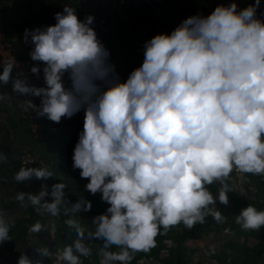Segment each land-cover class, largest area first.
Masks as SVG:
<instances>
[{"label":"clouds","instance_id":"clouds-1","mask_svg":"<svg viewBox=\"0 0 264 264\" xmlns=\"http://www.w3.org/2000/svg\"><path fill=\"white\" fill-rule=\"evenodd\" d=\"M260 0L237 10L235 2L217 5L207 16L184 19L170 33H158L144 44L142 64L121 80L110 62V51L91 26L65 5L56 23L25 30L31 39L30 57L42 62L44 86L13 78L16 60L0 72V83L40 97L27 100L25 110L53 122L84 111L83 130L74 147L73 167L88 178L86 189L101 193L110 206L92 218L91 236L101 239V264H130L136 252L156 245L161 227L179 223L189 228L211 214L225 216L208 185L219 181V202L229 203L234 171L264 175V20L257 17ZM30 71L39 74L40 64ZM67 75L70 83L66 84ZM4 96L0 95V100ZM0 153V160H6ZM16 173L17 182L47 179L46 167L28 166ZM64 183L46 185L38 193L19 192L52 216L65 200ZM50 197V199H48ZM27 206V204H24ZM90 210L81 198L72 211ZM67 223L79 237L84 229L75 219ZM236 223L245 230L264 226V210L248 204ZM10 222L0 212V242L9 239ZM44 229L36 222L29 230ZM230 231V229H226ZM113 245L119 251L109 250ZM59 252V264H80L91 248L82 239ZM76 253H79L77 255ZM17 264H33L25 254ZM35 264H41L37 261Z\"/></svg>","mask_w":264,"mask_h":264},{"label":"crops","instance_id":"crops-1","mask_svg":"<svg viewBox=\"0 0 264 264\" xmlns=\"http://www.w3.org/2000/svg\"><path fill=\"white\" fill-rule=\"evenodd\" d=\"M111 1L89 0V12L95 16L107 17L110 24L119 30L122 36L128 38L127 35H130V37H133L135 33H128V28L122 22V19L111 11ZM146 1L131 0L134 5L141 6H145ZM232 2L237 4V10L239 11L250 4H254L255 0H165L153 9V13L150 16L154 19L152 22L154 35L164 32L170 33L184 19L197 14L207 16L217 5L223 4L227 6ZM65 5H70L75 8L78 18L83 20L79 13L77 0H0V26L6 34V39L12 43L14 52L18 57L32 60L29 53L33 45L30 37L27 40L25 39V30L55 24V13L62 12ZM256 15L264 20V0H260V7ZM33 63L34 65L40 64V74H43L42 62L33 61ZM2 71L3 67H0V72ZM64 79L66 84L70 83L67 75ZM35 86L40 87L44 85ZM0 95L4 96V99L0 100V153L5 154L7 157L6 160H0V212L4 213L5 219L7 220L9 217L14 216L16 212L13 206V198L17 199V194L13 177L22 167L20 165L21 152L23 149L35 152L40 146L38 140L29 130L27 116L31 108L25 110L27 100H32L36 105H39L40 97L21 94L15 91L11 81L8 84L0 83ZM41 122L42 134L45 139L53 133L55 124L50 122L46 116H41ZM233 172L235 173L237 183L231 176L229 184L234 190L228 193L229 203L227 205L221 204L218 199L221 184L216 181L212 187V194L217 203L209 207L218 208L222 205L218 209L224 214L225 221L218 223L211 214L207 215L204 222L201 223V229L204 230L203 235L196 240H188L189 243H187L188 241L184 242V244L186 243V251L189 253L188 257L192 259V257L195 258L194 256L198 255L201 257L202 264H212V261L218 264L217 260L214 259V256L218 254H222V256L225 253H229L231 256L234 254L236 258H243L248 255L249 251L245 247L247 237L245 238L246 234L243 233L245 229L236 223V217L241 209L245 208L248 204L254 205L258 210H263L264 182L261 183V175L250 173L242 174L240 171L236 172L235 170ZM246 182L258 187L255 197L249 196L241 191L240 186L245 185ZM47 188L50 192L51 188L49 186ZM19 202L23 208L26 207L24 203ZM230 204L233 205L230 207ZM37 213L39 217L38 222L44 225V229L35 233L32 240L30 239V243L33 244V249H35L37 244H41L44 239H48L50 236L51 240L56 239L53 237V231H55L54 225L56 224L58 226L57 216H52L42 209ZM224 224L230 226L229 229L231 231H226V228L222 230L221 227ZM182 225L185 224L181 222ZM181 226L176 225L173 228V234L170 233L169 237L166 238L170 240L172 246L176 244L172 240L174 239V235L178 231H182ZM256 239L258 241L257 233ZM4 243L5 241L0 242V248ZM236 244H240L242 247H236ZM20 255L21 253L14 258L15 264H17Z\"/></svg>","mask_w":264,"mask_h":264},{"label":"trees","instance_id":"trees-1","mask_svg":"<svg viewBox=\"0 0 264 264\" xmlns=\"http://www.w3.org/2000/svg\"><path fill=\"white\" fill-rule=\"evenodd\" d=\"M77 1L79 5V13L84 19L82 16L83 0ZM158 6L159 5L153 4H149L148 6L135 5V7L132 8L131 13L141 16L143 20L152 23L154 19L150 16L153 13V9ZM90 14L95 16L92 13ZM125 25L128 28V33L133 32V27L128 21L125 22ZM127 37L133 38L130 37V35H127ZM123 60L128 61L127 56H124ZM49 121L54 123L55 127L53 133L41 142L38 149L40 158L35 167H46L52 173V176L47 179L33 178L27 182H17L14 179V186L16 194L18 195L21 191L25 193H38L44 185L49 186L50 188L52 185L60 182L66 185L64 189L65 200L60 206L59 215H57L58 239L62 249L68 245H73V250L76 252L74 245L80 237L77 235L76 229L70 226L67 221L75 219L80 223L83 229H88L91 233H93L95 226L92 224V218L104 213L110 205L101 199V193L97 192L96 194H92L86 189L85 186L89 182V179L81 177V170L73 167V152L79 139V133L83 130L84 111L81 110L70 118L64 117L60 122ZM260 178L261 183H263L264 175H261ZM227 182L229 183L230 179ZM217 183L220 182L217 181ZM213 184L208 185L211 193L213 192ZM245 185L249 187L256 196L258 187L250 185L247 182ZM81 198L91 201V209L85 210L82 208L81 211H72L73 204ZM23 203L27 204L25 208L28 217L26 219L20 218L16 223L11 225L7 244L10 250L15 249L19 244V241L23 239L26 230L30 228L31 225H34L39 221L37 206H33L29 201H27V196L25 197V201ZM177 225L181 226V223ZM175 226L168 229L161 227L160 233L155 238L156 242L165 240L169 237L170 233L173 234L172 231ZM181 228L182 231H178V233H176L173 237L174 239L179 238V240L176 241L174 248L173 264H188L187 259L189 258V253L186 251V243L184 244V242L188 240H196L200 238L204 232V230L201 229V223L199 222L191 228L186 225H182ZM257 238L260 243L257 252L260 253L262 251V247L264 246V226L257 231ZM102 246L103 241L99 239L97 250H100ZM109 250L119 251V248L113 245ZM76 254L79 255V253ZM43 258L44 256L41 252L34 254V261H39L41 264H44Z\"/></svg>","mask_w":264,"mask_h":264},{"label":"built area","instance_id":"built-area-1","mask_svg":"<svg viewBox=\"0 0 264 264\" xmlns=\"http://www.w3.org/2000/svg\"><path fill=\"white\" fill-rule=\"evenodd\" d=\"M165 0H147L146 5H160ZM89 0H83L82 16L85 18L89 13ZM111 11L117 15L122 22L128 21L133 27V38H126L121 35L120 31L113 27L107 17L93 16L94 23L91 25L97 32L98 38L102 41L105 47L110 51V62L115 65V72L121 80H126L130 72L142 64L144 59V44L147 40L154 36L153 24L142 19L141 16L134 15L131 10L135 5L131 0H112L110 3ZM112 56V57H111ZM127 56L128 61H124L123 57ZM16 60L12 75L14 78H27L28 82L34 85H44L43 74H34L30 71L34 65L33 61L27 58L18 57L11 42L6 39V34L0 26V67H3L8 61ZM29 130L32 135L41 144L44 137L42 134L41 116L36 115L35 110L31 109L28 113ZM39 149V148H38ZM39 152L23 149L20 156V165L24 166L25 161H32L28 166H35L39 162ZM236 172L239 169H234ZM13 206L16 209L15 215L7 219L10 225L16 223L20 218L28 217L27 211L22 207L18 199L13 198ZM35 236L34 232L26 230L23 239L15 249L8 248V240L5 241L0 248V264H15L14 258L18 254H25L30 260L34 261L33 244L30 239ZM53 240V239H52ZM54 241V240H53ZM55 242V241H54ZM189 243V241L187 242ZM46 256V255H44ZM53 254H51V257ZM34 261L33 264H35Z\"/></svg>","mask_w":264,"mask_h":264},{"label":"rangeland","instance_id":"rangeland-1","mask_svg":"<svg viewBox=\"0 0 264 264\" xmlns=\"http://www.w3.org/2000/svg\"><path fill=\"white\" fill-rule=\"evenodd\" d=\"M232 205L233 204H230V207ZM221 207L222 205L218 208ZM54 226L55 231H53V237L56 238L54 239L55 242L50 239V236L48 239H44L41 244H37L34 249V254L41 252L43 253V256L46 255L43 258L44 264H59L57 257L59 255V252L63 250L57 237L58 226L56 224ZM221 228L222 230H224L225 228L229 229L230 226L224 224ZM257 231L258 230H245V232H243L244 234H246L245 238L247 237V243H245V247L249 251L247 256L243 258H236L234 254L231 256L229 253H225L224 256H222V254L214 256V259L217 260L218 264H264V247H262L263 251L259 253V255L257 253V250L260 246L259 241H257V239L255 240ZM84 233V236L80 237V239H82L86 246L91 248L92 251L90 256H80V264H101L103 256L100 250H97V244L99 243V239L91 236L92 233L88 229H84ZM172 240L176 243L179 238ZM175 245L172 246L170 244V240L167 239L156 242L155 247H153L150 251H141L134 253V259L130 262V264H173V254ZM235 246L242 247V245L240 244H236ZM51 254H53L52 257ZM194 257L195 258L192 257V259L188 258L187 263L202 264L200 256L195 255ZM211 263L216 264V262L214 261H212ZM63 264H66V262H63ZM114 264H119V262H114Z\"/></svg>","mask_w":264,"mask_h":264},{"label":"water","instance_id":"water-1","mask_svg":"<svg viewBox=\"0 0 264 264\" xmlns=\"http://www.w3.org/2000/svg\"><path fill=\"white\" fill-rule=\"evenodd\" d=\"M234 179V181L237 183V179H236V176H235V173L233 172L232 175H231ZM240 189L241 191H243L245 194L249 195V196H252V197H255V193L249 188L247 187L246 185H242L240 186Z\"/></svg>","mask_w":264,"mask_h":264}]
</instances>
